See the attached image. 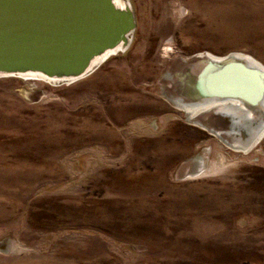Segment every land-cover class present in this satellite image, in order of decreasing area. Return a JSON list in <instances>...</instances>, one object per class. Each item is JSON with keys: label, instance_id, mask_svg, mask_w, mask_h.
Segmentation results:
<instances>
[{"label": "rangeland", "instance_id": "obj_1", "mask_svg": "<svg viewBox=\"0 0 264 264\" xmlns=\"http://www.w3.org/2000/svg\"><path fill=\"white\" fill-rule=\"evenodd\" d=\"M130 2L132 41L90 74L0 76V264H264V137L221 143L161 82L200 52L264 65V0ZM17 166L37 173L13 181Z\"/></svg>", "mask_w": 264, "mask_h": 264}, {"label": "water", "instance_id": "obj_2", "mask_svg": "<svg viewBox=\"0 0 264 264\" xmlns=\"http://www.w3.org/2000/svg\"><path fill=\"white\" fill-rule=\"evenodd\" d=\"M135 27L133 9L119 8L115 0H0V76L34 72L79 79L95 56L126 42ZM228 56L206 61V72H225L213 79L203 73L189 96L249 101L247 77L263 74Z\"/></svg>", "mask_w": 264, "mask_h": 264}, {"label": "bare ground", "instance_id": "obj_3", "mask_svg": "<svg viewBox=\"0 0 264 264\" xmlns=\"http://www.w3.org/2000/svg\"><path fill=\"white\" fill-rule=\"evenodd\" d=\"M115 3L119 8L122 9L132 8L130 0H115ZM132 38L133 34L130 33L127 35L126 42L122 41L116 48L109 49L95 56L84 76L94 71L99 66V64L103 60H105L111 53H114L117 50H125L128 47L129 43L132 41ZM171 48L169 43H165V50L168 53L170 50H172ZM227 55H229L228 57L232 60L236 59L238 61L245 62L248 66H252L251 68H258L263 74V77L261 79L259 78V76L253 75V73L250 75V78L247 77L249 87L247 85L248 89L245 90L248 94L247 96L249 98V101L234 96H205L199 99H195L189 96L192 93V81H197L199 76L200 78L201 76L203 77V75H201L203 74V72L198 71L199 73L197 72V74H194L192 65L206 64V68L209 69V62L206 61H209L210 59L222 60ZM178 70L180 71L177 72ZM175 72L177 76H175L176 81L174 83ZM214 72L215 71H213L212 73ZM221 72L223 73L225 71ZM208 74L210 76V73ZM243 74L246 73L244 72ZM7 76H36L48 79L52 82H73L75 80H78L66 77H51L34 72L13 73ZM210 79L213 78L210 77ZM161 82L163 95L170 101H172L176 109L178 111L183 110L187 119L193 121L196 124L204 126L208 130V132L216 136L221 143L233 149L247 152L254 145H256L263 136L264 65L253 58L251 55H248L244 52L234 51L221 56L209 52H200L184 57H179L175 60L172 67L169 68L167 72L162 76ZM22 94L25 98L34 100L36 91L23 89ZM205 164V157L203 156V154H198L192 158H189L188 160L183 161L177 169V175L178 177L183 178L187 175L199 173L202 171ZM36 173L37 172H35V170H33L32 168L26 171L25 169H20L17 166V168L13 170V172H11L10 178L13 179V181H15L16 179L19 180V178L26 179L32 177ZM7 247L8 243L6 242L5 248Z\"/></svg>", "mask_w": 264, "mask_h": 264}, {"label": "flooded vegetation", "instance_id": "obj_4", "mask_svg": "<svg viewBox=\"0 0 264 264\" xmlns=\"http://www.w3.org/2000/svg\"><path fill=\"white\" fill-rule=\"evenodd\" d=\"M170 57H172V55H171ZM210 134H211V133H210ZM211 135H212V134H211ZM263 137H264V134H263V136L261 137V139L257 142V144L262 140ZM254 146H255V145H254ZM254 146H253V147H254ZM253 147H252V148H253Z\"/></svg>", "mask_w": 264, "mask_h": 264}, {"label": "crops", "instance_id": "obj_5", "mask_svg": "<svg viewBox=\"0 0 264 264\" xmlns=\"http://www.w3.org/2000/svg\"><path fill=\"white\" fill-rule=\"evenodd\" d=\"M155 124V123H154ZM155 126H156V124H155ZM104 137V136H103Z\"/></svg>", "mask_w": 264, "mask_h": 264}]
</instances>
